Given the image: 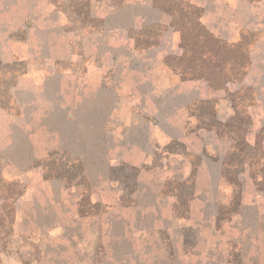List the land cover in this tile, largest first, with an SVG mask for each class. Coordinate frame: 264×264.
Wrapping results in <instances>:
<instances>
[{
	"label": "rangeland",
	"instance_id": "1",
	"mask_svg": "<svg viewBox=\"0 0 264 264\" xmlns=\"http://www.w3.org/2000/svg\"><path fill=\"white\" fill-rule=\"evenodd\" d=\"M189 3L202 11L201 24L228 43L229 47L225 42L216 45L222 58L218 62L225 65L223 81L238 75L235 65L241 51L234 46L250 33L251 38L243 40L250 46V65L242 80L225 85L223 81L212 85L203 78L183 80L177 71L194 67L191 60L199 59L201 44L198 49L194 44L200 30L185 21L177 25L185 31V45L191 42V52L186 55L181 39L184 33L173 27V17L156 7L154 0H108V14L92 18L93 25H76L58 10L73 40L74 54L79 55L85 53L82 39L90 43L86 53L104 49L97 45L105 38L108 16L107 67L103 62L101 67L108 69V106H113L108 108L112 133L108 140V188L98 180L92 184L86 175L90 167L82 158L73 159L70 150L54 151L30 166H25L27 159L20 158L17 151L9 157L0 150V174L24 189L15 203L14 234L7 238L0 234L3 264L75 263L76 233L82 228L88 235L90 225L98 231L103 228L105 211L108 254L98 245L97 264H264V20L260 7L264 0H171L163 6L186 13ZM67 6V12L72 13V7ZM91 14L96 16L92 9ZM152 25L167 28L141 34ZM22 35L19 32L16 37ZM147 40L155 45L144 48ZM205 59L207 63L210 60ZM89 62L82 67H88ZM209 64L215 65V60ZM79 65L73 62L67 69H81ZM153 69L169 70L203 91L207 87L206 98L186 106L189 97L183 88L186 96L181 102L170 100L168 83L161 80V90L154 92L156 100L138 108L133 99L137 95L131 91L135 75L143 72L147 76ZM5 71L0 68V94L8 92L9 81H3L15 74ZM142 86L145 92L152 88L151 84ZM121 136L129 140L127 158L122 156L125 143L119 141ZM61 181L64 187L59 194ZM3 186L0 194L8 193L10 187ZM222 208L227 212L220 221ZM82 220H86L83 227ZM121 231L128 233L124 247L115 244L113 237ZM63 246L70 252V262L60 252Z\"/></svg>",
	"mask_w": 264,
	"mask_h": 264
},
{
	"label": "crops",
	"instance_id": "2",
	"mask_svg": "<svg viewBox=\"0 0 264 264\" xmlns=\"http://www.w3.org/2000/svg\"><path fill=\"white\" fill-rule=\"evenodd\" d=\"M102 2L90 1V13L92 9L97 16L91 14L92 18L108 14V0ZM260 7L264 20V3ZM63 21V14L50 0H0V60L4 65L21 63L24 69L14 79V84L8 87V94H5L8 100L5 99L3 104V94H0V150L9 157L17 151L18 155H22L20 158L24 156L27 159L25 166L49 157L54 151L70 150L73 159L82 158L85 166L90 167L86 175L92 179V184L98 180L108 188V140L112 136L108 128V116L111 114L108 108L113 106L111 103L108 106V69L101 68L102 62L103 66L107 65L108 58V16L103 29L105 38L98 40L99 45L98 41L94 44L98 47L104 45V49H99L96 54L86 53V46L90 43L85 39H82L84 55L74 54L73 40L66 32ZM19 32L23 33L21 38L16 37ZM86 61H90L88 67L84 65L83 68ZM73 62L80 63L78 67L81 69H67ZM56 63L61 65L62 70L56 68ZM136 77L135 86H131L135 89L131 91L137 95L133 99L138 108L156 100L154 92L161 90V80L168 83L170 100L178 98L181 102L186 96L182 94V89L187 90L189 102L186 106L192 105L195 100L202 101L208 93L207 87L203 91L196 83L183 82L179 76L165 69H153L147 76L137 72ZM146 77L150 81H144ZM143 84H151L150 91L145 92ZM178 107H175L176 111ZM119 131L122 132V128ZM119 141L125 143L122 156L127 158L129 140L121 136ZM135 150L140 152L137 148ZM101 174L106 178H102ZM60 184L59 194L64 187L62 181ZM48 186L45 185L44 189L50 188ZM93 187L99 189L100 186ZM104 215L103 228L100 227L99 231L95 227L91 229L90 225L88 235L82 228L76 233L74 243L77 248L72 251L75 262L72 264H97L98 245H102L108 254V212L105 211ZM85 222L81 221L82 227ZM113 237L116 238L115 244L124 247L128 233L121 231ZM69 240L67 238V242ZM62 249L60 252L70 262L69 250L64 246Z\"/></svg>",
	"mask_w": 264,
	"mask_h": 264
},
{
	"label": "trees",
	"instance_id": "3",
	"mask_svg": "<svg viewBox=\"0 0 264 264\" xmlns=\"http://www.w3.org/2000/svg\"><path fill=\"white\" fill-rule=\"evenodd\" d=\"M170 1L171 0H154V5L164 10L166 13L170 14L173 17V23H172L173 27H175L177 31H181L182 34L184 33L181 39L183 41L182 47L184 48V52H186V55L189 54V52H191V50H189L191 42L188 45H185V40L188 41V39L185 36V31L183 28L180 29V27L177 25H183L185 21V23H190L191 25H195L196 29L200 30V33H201L200 34L201 36L195 37L196 41L198 42L195 41V44H194V47H197V49L199 48V44H201V48L197 53V55L199 56V59H196L195 57V61H194L193 60L194 57H193L190 63V64H194V67H191V68H195L196 70L192 71L191 68L188 69V67L185 69H182V71H177L176 69L175 70L177 71L178 74L182 75L183 80H194V79L203 78V79H206L212 85H213V82L214 83H217L220 81L222 82L223 74H224L222 71L225 68V65L220 64L218 62V60H221L222 58L219 59L221 52L218 51V48L216 47V45L223 44L225 41H220L221 39L219 40L216 37H214V35L210 33L201 24L200 19L202 17V11L200 10V8L195 7L194 5L189 3L187 5L186 13L184 12V10L179 11L178 9H175V8L166 9L163 6V4L164 2L170 3ZM175 1H181V0H175ZM50 2L55 6L57 10L64 11L68 15V17L71 18V21L74 22L76 25H93L94 19H92L91 13H90V0H50ZM66 2L70 8L72 7L71 9L73 10L72 13L67 12L68 6ZM179 13H180V16H178ZM166 28L167 27L164 25H152L149 27H145L144 31H142L141 34L143 35L145 32L147 33L151 32L153 34V33H156L155 30L157 32L158 31L162 32V31H165ZM132 33H134V31H132ZM249 34L250 33L246 34L243 40H245V38H251L250 36H248ZM243 40L241 43L234 46L236 47L235 49L237 51H241L240 61L239 62L237 61V65H235V67L239 68V73L238 75H236V77L232 76L230 80L225 79V81H223V85L228 84L229 82H232V81L242 80L246 75L247 68L250 65V52H249L250 46H247V42ZM153 45H155V41H153L152 43L147 40L144 48H150ZM209 45H213V47ZM225 45L228 46V43L225 42ZM243 45H245L247 49L246 48L244 49ZM253 45L251 44V46ZM205 58H210L208 63H207V59ZM212 60H215V65L209 64ZM197 62H200V64H197ZM19 65H21V67ZM22 65L23 64L21 63L16 64V65H4L2 61L0 60L1 69H6L5 72L8 71L9 73H15L13 74V76L7 79V81L4 80L5 82L3 81V83L8 84V81H9L10 83L9 86H11V84L13 85L14 79L18 77V74L24 72V69H22ZM189 72H193V73L191 74ZM2 80L3 79L0 76V81L2 82ZM223 85H221V87H223ZM5 94H8L7 90L3 92L4 100L8 97V96H5ZM225 167L227 168L226 164L224 165V168ZM193 175H195V172L193 173ZM223 175L224 177H226L225 171ZM48 178H52V177H48ZM4 184H7L10 187V191L8 193H6L7 192L6 191L5 193L0 194V202H2L0 203V212H1L0 214V234L2 238H7L14 234V225H15L16 218H17L15 203L23 195L24 189H22L19 182L8 181L5 178H3V176L0 174V189L4 188L3 186ZM238 200H240V195L238 196ZM226 210H227L226 208L221 209V213L219 217L220 221L225 220L223 217V213L227 212ZM0 264H3L1 261V257H0Z\"/></svg>",
	"mask_w": 264,
	"mask_h": 264
}]
</instances>
